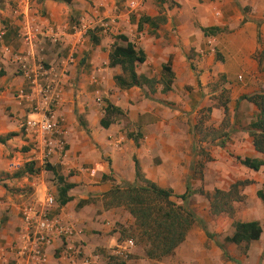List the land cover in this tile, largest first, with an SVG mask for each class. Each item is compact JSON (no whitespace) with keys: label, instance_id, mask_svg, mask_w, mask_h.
I'll return each instance as SVG.
<instances>
[{"label":"crops","instance_id":"obj_1","mask_svg":"<svg viewBox=\"0 0 264 264\" xmlns=\"http://www.w3.org/2000/svg\"><path fill=\"white\" fill-rule=\"evenodd\" d=\"M127 1L0 0V138L7 136L0 143V264H11L7 249L18 238L20 210L30 204L41 206L46 194L54 200L52 212L74 224L75 239L87 252L100 256L97 264H264L263 207L258 199L261 219H244L240 213V222H258V240L246 246L225 243L231 231L214 247L206 229L194 225L172 254L158 260L147 259L144 246L136 243L134 222L127 211L105 207L103 199L113 186L134 181L133 158L145 179L174 195L188 190L186 185H198L194 178L198 148L182 130L187 128L185 118L204 108L213 113L216 125H223L220 123L227 117L222 131L227 133L226 143L213 148L225 150L228 144L235 158L264 163V155L253 150L247 131L256 110L240 99L264 88V0H145L143 10L131 14L125 7ZM28 17L41 27L56 30L58 42L23 44L17 30ZM142 17L153 24L140 22ZM79 19L92 23L112 20L113 24L108 32L95 27L74 33L71 28ZM208 28L215 30L204 34ZM115 35H123L143 52L145 60L135 72L158 81L152 92L144 86L115 87L112 77L120 70L107 66ZM210 38L212 44H208ZM65 63L62 102L56 112L65 130V156L55 153L43 163L41 151L25 144L21 124L34 114L31 103L18 98L17 91L25 90L30 78L41 71H57ZM164 65L171 74L165 92ZM219 94L224 95L221 104L215 99ZM35 100L38 102L37 97ZM107 105L118 108L119 114L112 115L108 127L102 128L99 122ZM212 154L210 151L209 156ZM25 164L31 165V173L23 171ZM44 164L72 185L66 193L70 200L62 206L56 203L55 178ZM240 169L260 175L259 181L264 183V165L255 172L241 165ZM220 173L222 170H216ZM202 191L210 190L204 185ZM179 204L194 214L184 203ZM128 239H134L128 259L115 262L111 249ZM57 246L55 242L46 249L44 264H66L54 255ZM243 247L246 255L231 253Z\"/></svg>","mask_w":264,"mask_h":264},{"label":"trees","instance_id":"obj_2","mask_svg":"<svg viewBox=\"0 0 264 264\" xmlns=\"http://www.w3.org/2000/svg\"><path fill=\"white\" fill-rule=\"evenodd\" d=\"M140 22L153 24L149 18L143 17ZM214 30V28H208L202 32L204 34H212ZM144 60L143 52L134 48V45L126 37L115 35L114 41L110 46L107 63L108 67L117 66L120 70V74L112 77L115 87L119 90H127L144 86L152 92L153 86L158 81L137 75L135 72V68L142 64ZM162 72L164 75V88L162 91L165 92L169 89L171 74L166 65L162 66ZM240 99L252 104L256 110L255 115L247 126V131L251 138L253 150L260 155H264V88L259 93L242 96ZM116 114H119V109L107 105L104 109V116L99 122L100 127H108L111 123L112 115ZM127 137H130V134H127ZM6 139L7 136L0 138V143ZM235 160L241 166L254 172L264 165L263 161L258 159H240L237 157ZM43 168L52 171L57 183L56 203L58 206L64 205L70 200L66 193L72 185L65 183L63 178L56 175L49 165L44 164ZM133 170L134 181L131 184L113 186L103 195L104 206L123 207L133 219L136 243L144 246L145 257L150 260H158L172 254L174 249L184 240L186 233L195 222L192 212L173 201V199H177L183 204L190 193L186 190L176 196L172 194L171 190L160 188L145 179L134 158ZM23 171L31 173V165L25 164ZM247 183V181H238L230 185L226 191L214 189L211 194L199 193L207 200L211 215H231L233 211L232 204L240 201L238 189ZM255 196L263 207L264 221V188L257 190ZM82 203L80 202V204ZM260 234L261 228L256 221H233L232 233L224 238V242L234 245L244 244L246 246L250 242L258 240ZM219 248L221 249L222 246H219Z\"/></svg>","mask_w":264,"mask_h":264},{"label":"built area","instance_id":"obj_3","mask_svg":"<svg viewBox=\"0 0 264 264\" xmlns=\"http://www.w3.org/2000/svg\"><path fill=\"white\" fill-rule=\"evenodd\" d=\"M145 0H128L126 9L131 14L141 12ZM113 21L88 22L79 19L72 26L74 33L85 32L95 27L103 31H110ZM0 34V39H1ZM17 38L28 46L46 41L55 45L60 36L56 30L39 26L34 19L25 18L17 30ZM210 38L208 44H212ZM67 63V61H66ZM66 63L59 70L48 69L30 78L25 90L17 91L18 98L31 103L34 117L27 118L21 124L22 135L26 146L33 150L41 151V161L48 163L50 157L58 153L65 156V130L61 128L56 116L61 106L63 93V79L66 75ZM25 77L26 68L22 66ZM38 98L36 102L35 98ZM96 102H100L96 99ZM54 200L50 194H46L39 207L26 205L20 210V231L16 242L8 247L11 264H44L46 261V249L55 242L58 244L54 255L66 264H97L101 259L97 253L87 252L84 244L76 240L75 227L72 221L61 213L52 212ZM134 247L130 239L117 243L110 251V256L115 262L126 261Z\"/></svg>","mask_w":264,"mask_h":264},{"label":"rangeland","instance_id":"obj_4","mask_svg":"<svg viewBox=\"0 0 264 264\" xmlns=\"http://www.w3.org/2000/svg\"><path fill=\"white\" fill-rule=\"evenodd\" d=\"M143 92L146 93V91H141L142 95ZM215 99L219 101L218 104H221L224 95L219 94ZM185 120L186 122L184 125H186L187 128L182 130L183 135L187 138L190 136L194 146L198 148L197 152L199 159L196 162V175L194 177L198 181V185H195V187H189L186 185L188 187L187 191L190 195L184 205L186 208H191L197 218L192 226L195 225L199 226L201 229H206L213 239L214 247H216L215 242L222 243L223 237L229 235L232 231L231 223L233 221H240L241 212H243L245 216L244 219H248L250 216L258 219L262 218V211H260L257 206L258 201L255 196V191L263 189L264 183H260V175H253L244 169H240V164L235 160L236 155L230 145L225 144V150L213 148L226 143L227 133L222 131L227 126V123L225 122L227 117L221 121L220 124L223 125H216L218 121L213 113L207 108H204L196 112L194 117H191L190 119L185 118ZM210 151L213 153L212 157L209 156ZM21 152H25L23 147L21 148ZM206 157L209 158L207 164L205 163ZM216 170H222V173L216 174ZM253 177L255 180L252 179ZM238 181H247L248 183L239 187L238 193L240 195V201L232 204V214H220L217 216L209 214L206 204L207 200L203 195L197 193V191H201L202 194H210L213 189L216 188L226 191L230 185ZM191 184L194 183L191 182ZM204 185L210 191H202ZM173 201L178 204L180 203L177 199H173ZM204 204H206V209L204 208ZM261 220H263V218ZM261 226L264 232L263 222L261 223ZM225 247L227 248L228 245H225ZM234 250L236 253L235 251H231L233 255H236L237 253L240 254V257L246 255V247L240 248V250L234 248Z\"/></svg>","mask_w":264,"mask_h":264}]
</instances>
